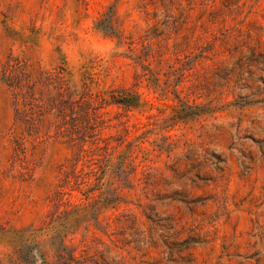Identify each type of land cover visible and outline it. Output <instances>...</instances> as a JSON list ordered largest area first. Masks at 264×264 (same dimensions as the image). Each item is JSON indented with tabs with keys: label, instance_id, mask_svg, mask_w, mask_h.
<instances>
[{
	"label": "rangeland",
	"instance_id": "rangeland-1",
	"mask_svg": "<svg viewBox=\"0 0 264 264\" xmlns=\"http://www.w3.org/2000/svg\"><path fill=\"white\" fill-rule=\"evenodd\" d=\"M9 58L140 105L100 108L104 148L76 163L46 125L15 126ZM43 255L264 264V0H0V264Z\"/></svg>",
	"mask_w": 264,
	"mask_h": 264
},
{
	"label": "trees",
	"instance_id": "trees-1",
	"mask_svg": "<svg viewBox=\"0 0 264 264\" xmlns=\"http://www.w3.org/2000/svg\"><path fill=\"white\" fill-rule=\"evenodd\" d=\"M3 80L12 93L15 126L27 131L29 135L35 131L33 136L39 138L42 135L39 134V130L43 132L42 124L46 125L47 132L53 135L47 133L44 135L62 139L71 147L78 149L76 163L84 158L80 156H87L90 151L98 152L104 148L98 141L100 130L105 128V121L99 113L100 108L107 104L136 108L141 102L138 93L116 94L115 91H111L110 98L95 96L88 90L78 94L72 89L63 69L49 70L33 67L18 58H9L3 69ZM86 145L95 147L88 150ZM93 155L103 156L104 159L100 163L106 159L104 154L93 153ZM94 159L96 158L91 160ZM99 168L102 174L107 172L102 165H99ZM67 179L68 177L66 183ZM63 195L62 189L61 192L57 191L52 199L56 210L67 203ZM90 198V195L86 194L84 201ZM82 204L79 203L76 207ZM61 216L62 213L57 215L56 212L53 213L49 226H54L55 222L60 224ZM56 231L58 237L60 231L58 229ZM57 252H59L58 249H56ZM42 261L43 264H50L44 255Z\"/></svg>",
	"mask_w": 264,
	"mask_h": 264
}]
</instances>
